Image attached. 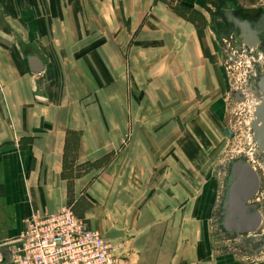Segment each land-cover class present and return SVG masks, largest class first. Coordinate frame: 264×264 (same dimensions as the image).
Returning a JSON list of instances; mask_svg holds the SVG:
<instances>
[{
  "label": "crops",
  "instance_id": "1",
  "mask_svg": "<svg viewBox=\"0 0 264 264\" xmlns=\"http://www.w3.org/2000/svg\"><path fill=\"white\" fill-rule=\"evenodd\" d=\"M212 1L0 0V243L71 207L129 264H264L221 228L237 104Z\"/></svg>",
  "mask_w": 264,
  "mask_h": 264
},
{
  "label": "built area",
  "instance_id": "2",
  "mask_svg": "<svg viewBox=\"0 0 264 264\" xmlns=\"http://www.w3.org/2000/svg\"><path fill=\"white\" fill-rule=\"evenodd\" d=\"M0 264H129L71 207L34 212L19 236L0 243Z\"/></svg>",
  "mask_w": 264,
  "mask_h": 264
},
{
  "label": "flooded vegetation",
  "instance_id": "3",
  "mask_svg": "<svg viewBox=\"0 0 264 264\" xmlns=\"http://www.w3.org/2000/svg\"><path fill=\"white\" fill-rule=\"evenodd\" d=\"M256 1L248 3V8H244L238 0L212 1L214 6L212 16L215 15L216 21L219 23L218 33L224 36L222 42L226 49L225 53L227 52L226 61L229 63L227 69L232 72L237 71L236 77L231 78L232 84L234 79L236 80L231 98L237 104L238 109L246 112V115L241 118V123L245 125V140L247 145H250L246 151L239 147L236 152L230 154L225 169L229 170L228 165L232 158L239 155L244 156L256 170L260 178V188L264 189V153L258 152L251 128L256 106L261 102L263 96L260 85L264 80V3L259 4ZM231 15L236 19L248 21L252 28L258 32V40L251 37V41L244 42L239 28L231 20ZM241 123L239 126L242 125ZM262 207H264V198ZM262 217L264 227V216L262 215ZM263 227L258 230V234L262 233Z\"/></svg>",
  "mask_w": 264,
  "mask_h": 264
},
{
  "label": "water",
  "instance_id": "4",
  "mask_svg": "<svg viewBox=\"0 0 264 264\" xmlns=\"http://www.w3.org/2000/svg\"><path fill=\"white\" fill-rule=\"evenodd\" d=\"M231 20L239 28L244 42L256 40L258 32L248 21L232 17ZM258 40V39H257ZM263 93L261 102L256 106L254 119L251 123L253 139L259 153H264V80L260 85ZM228 177L222 192L220 207L221 228L223 234L240 238L243 243L260 240L264 243V227L261 234L252 235L262 225V215L259 208L262 201L252 202L260 188V178L256 170L244 156L228 165ZM247 238V239H245Z\"/></svg>",
  "mask_w": 264,
  "mask_h": 264
},
{
  "label": "rangeland",
  "instance_id": "5",
  "mask_svg": "<svg viewBox=\"0 0 264 264\" xmlns=\"http://www.w3.org/2000/svg\"><path fill=\"white\" fill-rule=\"evenodd\" d=\"M259 4L264 3V0H257ZM235 74H237V71H229L230 78L236 77ZM236 84V80L233 81V86ZM228 113L226 115V124L228 127H230L229 133H231L232 138L229 142L228 148L226 149L227 155L233 154L236 152L237 148H242L244 151H246L250 145H247L245 137H246V128L243 123H241V118L246 115V112H243V110L238 109L235 105L229 106ZM239 118V119H237ZM237 119V120H236ZM239 123L242 125L239 126ZM257 166V164H256ZM262 192V190H261Z\"/></svg>",
  "mask_w": 264,
  "mask_h": 264
}]
</instances>
